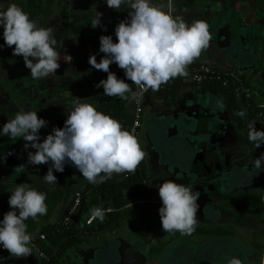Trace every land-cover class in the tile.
I'll return each mask as SVG.
<instances>
[{"label": "clouds", "instance_id": "1", "mask_svg": "<svg viewBox=\"0 0 264 264\" xmlns=\"http://www.w3.org/2000/svg\"><path fill=\"white\" fill-rule=\"evenodd\" d=\"M105 3L115 10H121L122 5L130 10L128 17L115 27L116 42L111 35L100 36L99 50L105 54L100 61L97 62L95 55L89 56L90 65L107 73L106 79L95 85L103 88L104 96L140 102L143 93L149 89L155 92L171 79L187 77L189 65L201 56L212 40L209 24L204 20L187 23L177 12L174 0H105ZM102 15L95 11L90 25L94 28L99 26ZM0 27L3 28L6 45H14L13 55L23 57L33 80L44 81L53 77L60 68L61 59L65 63L72 60L71 55L62 57L56 50L55 29L39 26L16 3L0 2ZM112 63L124 70L126 79L118 78L109 71ZM126 80L136 85L137 89L134 91ZM38 110L18 111L0 126V136H7L13 141L23 138L25 149H35V152H28L29 164L51 162L43 176L47 184L57 185L54 170L63 172L65 165L71 163L90 184L99 185L114 174L134 173L146 157L135 133L124 129L111 115L98 110L90 98H75L63 127L53 128L42 142L39 130L48 122L38 117ZM234 114L241 118L247 115L246 110ZM255 122L253 120L248 124L247 140L254 148H259L264 145V130L257 129ZM8 155L12 153L9 151L0 159L6 162ZM249 163L259 172L264 171V153ZM15 171L26 173V165L17 166ZM7 190L11 192L8 198L11 210L0 220V247L11 256L26 257L33 253L30 246L33 238L27 231L26 222L29 218L36 220L38 216L47 214V193L27 182L12 184ZM158 195L162 229L167 233L191 235L198 223L200 192L169 179L160 183ZM131 207V202H128L122 210ZM111 211V208L93 207L89 223L95 220L103 222L106 213ZM228 264L243 262L238 257H232Z\"/></svg>", "mask_w": 264, "mask_h": 264}, {"label": "flooded vegetation", "instance_id": "2", "mask_svg": "<svg viewBox=\"0 0 264 264\" xmlns=\"http://www.w3.org/2000/svg\"><path fill=\"white\" fill-rule=\"evenodd\" d=\"M240 7L242 14L228 9L233 23H238L242 15L244 20H240L241 24L258 20V23H251L252 28L245 36L248 38L251 34V39L246 42L254 48L255 53L251 72L258 74L256 81H263L264 72L256 67L264 63V0H246ZM230 70L240 80L233 85L243 86L245 79L242 74ZM187 82L190 84L184 87L180 83L179 87L175 85L164 101L167 112L176 111L180 114L178 136L169 139L163 130H156L154 124L143 131L139 130L142 148L145 150L151 137L154 150L137 167L143 174L139 189L128 190V193L127 190H116V197L124 195L125 200L129 198L123 206L116 207V264H228L232 257H238L243 264H262L264 190L260 189L264 171L260 177L258 169L247 173L250 169L247 167L252 166L250 161L264 153V145L254 148L252 142L247 140L248 130L244 118L234 114L239 110L234 111L226 104L228 101L224 94L220 98L222 103L218 102L215 93L222 90L217 83H206L211 85L202 88L203 84L196 87L189 80ZM247 94L244 93L246 98H235L237 108L239 104L243 106L251 100L252 93L248 97ZM148 122L144 127L150 124ZM205 124L211 125L213 129L205 130ZM158 133L161 135L159 139L156 138ZM174 139L186 146L171 147L169 144ZM179 148L186 150L183 158L176 152ZM159 156L160 160L157 159ZM8 166L6 172H0L2 190L18 183L16 164ZM169 179L192 186L193 190L200 192L198 223L191 235L167 233L161 227L158 187ZM128 202L134 206L123 211ZM69 247L70 243L62 241L58 254L68 251ZM69 251L67 260L72 254ZM46 258L44 252L42 259ZM47 264L57 262L52 259Z\"/></svg>", "mask_w": 264, "mask_h": 264}, {"label": "crops", "instance_id": "3", "mask_svg": "<svg viewBox=\"0 0 264 264\" xmlns=\"http://www.w3.org/2000/svg\"><path fill=\"white\" fill-rule=\"evenodd\" d=\"M220 1L227 10L229 8H235L237 11L235 13L237 14H242L240 6L246 3V0ZM0 2H3V0H0ZM6 2L18 4L24 11L30 14L31 19L37 21L39 26L53 27L55 29L54 35L57 39L56 50L61 53L62 57L64 55H71L72 60L70 63H65L64 60L61 59L59 61L60 68L56 70V74L53 77H48L44 81H40L31 78L30 69L25 67L22 56H7L0 54V126H2L7 119L13 118L20 110L28 111L39 109L37 111L38 117L44 118L48 122L45 127L39 130L40 141L42 142L44 137L52 132L53 128L63 127L72 101L75 98H81L82 100L90 98L92 102L96 103L98 110L117 119L124 129H126L127 123L130 122L132 116L133 109L131 99L121 100L119 97H107L103 95L102 87H95L101 79H106L107 73L102 70H97L90 65L89 56L95 55L97 62L100 61L105 55L99 50L100 36L111 35L113 42H116L115 27L121 20H125L128 17L130 9L122 5L121 10H115L108 7L105 0H6ZM154 2H166V0H154ZM174 3L177 12L183 16L185 21L187 23L193 22V19L189 22L187 13L181 9L184 0H174ZM203 9H205V6L200 8L199 11L201 12ZM95 11L101 12L103 15L100 18L101 24L94 28L90 23L95 15ZM207 11L209 10L206 8L201 16L207 17ZM241 17V19L244 20L243 15ZM199 19L201 18L199 17ZM199 19L194 18V20ZM1 46H6L3 39L2 27H0V47ZM207 50L208 49H205L201 53V56L191 65L203 63L205 60H214L215 57L212 54L206 53ZM30 59L33 58L30 57ZM114 67L118 69L119 75L117 76L121 79H126L124 70L119 68L115 63L110 64L109 71ZM214 67H217L216 69L222 72H231L230 69H233L242 74L245 83L243 86L240 84V86L245 89V93L252 94L251 100L246 101L243 106L239 104L238 110H246V113L252 116L256 106L264 103V80L258 82L256 80L259 77L256 72L252 73L251 69L243 68L237 70L236 66L232 68L231 63L227 62V64H225L223 60L222 63L220 61L219 66ZM260 70L262 69L260 68ZM232 73L236 75L235 72ZM187 81V79L182 80L180 82L181 85L183 84L181 87L190 84ZM126 82L129 81L126 80ZM193 85L200 87L195 84ZM208 85L210 86V84ZM208 85L203 84L201 87L207 88ZM168 94L169 93L155 92L145 96L143 102L144 113H142V115L144 114V116L148 117H145L143 121L141 120V125L138 128L140 131L153 125V122L149 120V116H152L155 122L158 116L165 112L166 106L164 101L167 100L166 96ZM215 94L217 95L215 97L220 103L221 95H223L224 92L217 91ZM146 121H149L148 123L150 124L144 127ZM25 143L23 138H18L13 141L7 136H0V157L5 156L9 151L12 153V155L7 156L6 162L0 159V172H6L7 165H26V173L19 174L16 178L17 184L27 182L33 187L46 192V204L48 206L46 215L38 216L36 220L29 218L26 222L28 226L27 231L29 234H37L45 232V230H49L50 232L51 224L61 218L64 204L71 198L74 191L73 189L75 187H85L90 183L82 177L79 171L77 173L78 169L75 166L73 167L70 163L65 165L63 172H56L54 170L53 174L57 177V185L45 183L43 176L47 173L48 168L51 166V162L40 165L29 164L28 152H35V149L31 147L25 149ZM75 168L77 169L76 173L82 179H76V176H73V178L69 176V173H72ZM77 178L79 177L77 176ZM117 179L122 183L125 182L128 177L124 178L123 174H120V176L116 178L115 175L107 179L104 183L110 181V183L115 184ZM261 187L260 190H264V179L262 180ZM123 190L126 191L127 189ZM126 193H128V190ZM0 195L9 198L11 192L8 190H1ZM82 201L84 206L75 214L70 227L63 231H53L50 236L48 235L46 242L41 245L42 250L47 254L46 260L40 259V261L35 258L31 264H47V261H51L52 259L55 263H59L63 253H65L58 254V247L62 241L65 242V244L70 243L69 248H71L75 243L88 239L99 241L106 240V238H116V209L110 207L111 203L106 202L113 212L111 211L112 213L108 214L103 222L95 220L89 223L90 209L104 206L100 204L99 197L94 190L87 194ZM248 211L251 213L250 209ZM57 234L60 235V238L55 239L54 236ZM23 264L27 263L24 262ZM262 264H264V255Z\"/></svg>", "mask_w": 264, "mask_h": 264}, {"label": "water", "instance_id": "4", "mask_svg": "<svg viewBox=\"0 0 264 264\" xmlns=\"http://www.w3.org/2000/svg\"><path fill=\"white\" fill-rule=\"evenodd\" d=\"M212 2V4H211ZM207 3V4H206ZM211 4V5H210ZM224 4L220 0H184L183 5H181L182 11H185L188 15L189 22L191 19L198 18L199 20H204L209 24V31L212 34V40L210 41V45L207 48V52L212 54L215 58L214 60H205L203 63L210 64L212 66H219V63L223 60V63L227 64V62L231 63L232 68L236 66L237 69H253L254 68V59L253 57L254 48L252 46L247 45L248 39H251V34L247 38L245 35L250 32L252 28L251 23H258V20H253L251 22L241 24V18L237 20L238 23H233L231 18V13L227 10ZM205 6L201 12L199 11L200 8ZM207 17H202V12L206 10ZM231 11L237 12L235 8H232ZM200 12V13H199ZM199 14V15H198ZM191 23V22H190ZM232 26V28H231ZM14 45L9 46H1L0 47V54L7 55V56H15L13 55L12 49ZM257 64V62H256ZM217 68V67H216ZM262 69L260 71L264 72V63H261L256 67V69ZM165 112L158 116V122H153L154 127L156 130H163V133L166 134L167 138H172L173 136H178V127L177 123L179 122L180 114L176 111H168L164 110ZM182 116H186L185 113H181ZM183 117V118H184ZM184 120V119H183ZM183 122V121H182ZM168 123V124H166ZM184 126H186L184 124ZM211 126V125H210ZM205 124V130H211L213 127ZM170 130L174 132H170ZM149 145H146L145 152H146V159H148L149 154L152 151V140L149 137ZM154 150V149H153ZM160 160V156L157 158ZM158 160H156V164H158ZM71 164V163H70ZM72 165V164H71ZM74 167V165H72ZM166 168V167H165ZM250 168L247 170V173H251L255 170L254 165L247 167ZM76 168L74 171L69 173V176L73 178L76 176V179H82L76 173ZM165 170H168L166 168ZM116 178L120 176V174H114ZM77 176L79 178H77ZM113 176V177H114ZM174 176V175H173ZM175 179V178H173ZM160 185V184H159ZM1 188V187H0ZM79 188L75 187L73 190V194ZM2 189H0L1 191ZM73 194L71 198H69L68 202L64 204V207L61 212V218L66 214L67 210L72 206L73 203ZM0 220L3 219L4 214L11 210L8 204V198L0 195ZM134 204L132 205V207ZM18 213V210H17ZM71 250V258L69 260L66 259V255L70 254ZM40 260L34 252L29 254L28 256H11L8 255L3 259H0V264H23L24 262L27 264L33 263L34 259ZM66 260V262H65ZM41 261V260H40ZM57 264H116V238H106V240H86L75 243L71 249L68 248V251H65L62 258L59 260ZM118 264V263H117Z\"/></svg>", "mask_w": 264, "mask_h": 264}, {"label": "built area", "instance_id": "5", "mask_svg": "<svg viewBox=\"0 0 264 264\" xmlns=\"http://www.w3.org/2000/svg\"><path fill=\"white\" fill-rule=\"evenodd\" d=\"M66 1H72V0H66ZM112 72H114L116 75H119L118 69L114 67L112 69ZM189 75L187 77H176L175 79L169 80L166 84L161 85L158 91L155 92H163V93H171L173 88L175 87L177 80L180 78L182 80H189L193 84L201 85L206 83H212L217 82L222 87H228L231 83L236 84L239 83V78L234 75L232 72H222L216 67L207 64V63H198L195 65H189L188 67ZM118 77V76H117ZM119 78V77H118ZM130 86L135 91L137 89V86L132 84L131 81H129ZM151 89L143 93V98L140 102H136L134 100H131L132 105V116L130 119L129 124L126 127V130H129L131 132H134L137 137V130L141 125L142 120V113H143V102L144 98L149 93H155ZM249 94H247L248 97ZM255 122V127L259 130H264V103L258 104L255 108V111L253 115L249 118V120L245 123V128L248 129V124L251 121ZM124 178L128 177V173L123 174ZM85 187H80L78 190H76L73 194V203L72 206L67 210L66 214L60 218L58 221H55L51 224V230L50 234L56 232L57 230L63 231L70 227L72 224L73 218L75 214L77 213V210L81 204V201L83 199V189ZM32 236V242L31 247L33 249V252L37 254L39 258L44 257V251L41 248V243H45L48 238V233L41 232L37 234H30ZM10 255L8 251L2 247H0V259L5 258L6 256Z\"/></svg>", "mask_w": 264, "mask_h": 264}, {"label": "trees", "instance_id": "6", "mask_svg": "<svg viewBox=\"0 0 264 264\" xmlns=\"http://www.w3.org/2000/svg\"><path fill=\"white\" fill-rule=\"evenodd\" d=\"M110 71L112 72V69H110ZM181 78V77H180ZM177 80L176 86L179 85V83L181 82V79ZM217 82H214L213 84L215 85ZM211 85V84H210ZM218 86V88H220L223 92H224V98L226 97V100L228 101V103H226L228 106H230L234 111H237V105L235 103V98L236 97H244V93H245V89L243 87H241L239 84L237 85H229L228 87H222L219 83L216 84ZM251 117L247 114L244 118V124L249 120V118ZM143 179V174L141 171H139L138 169H136V171L134 173H130V176H128V179L125 180V182L120 183L119 181H116L115 184L110 183V181L106 182V183H102L99 185H93V184H89L86 185L85 188L83 189V198L86 197L87 194L91 193L93 190L96 191L97 196L99 197V201L100 204H103V206L105 207V209L109 208V206L106 204V202H110L111 206L110 207H114V209H116V207H121L123 206L127 201L123 198L122 195H119L118 197H116V190H123V189H127V190H138L139 186L142 182ZM84 206L83 201H81L80 204V209H82ZM112 212H108L106 213V216H108V214H110ZM108 220V218H107ZM46 233H48V235L50 236L51 234L49 233V230L46 231ZM55 239L60 238V235H56L54 236Z\"/></svg>", "mask_w": 264, "mask_h": 264}, {"label": "rangeland", "instance_id": "7", "mask_svg": "<svg viewBox=\"0 0 264 264\" xmlns=\"http://www.w3.org/2000/svg\"><path fill=\"white\" fill-rule=\"evenodd\" d=\"M143 113H144V112H143ZM145 117H148V116H144V114H143V115H142V121L145 120ZM149 120L152 121V122H154L152 116H149ZM182 124H183V123L180 124V127H181ZM137 138H138V141H139V139H140L139 129H138V132H137ZM156 138H157V139L161 138V135H160L159 133L156 134ZM187 140L189 141V138H187ZM188 143H189V146H190V142H188ZM169 145L172 147V146H174V145H183V143H182V141H180V140L176 142L175 139H174V140H172V141L170 142ZM183 146H186V144L183 145ZM190 147H191V146H190ZM176 152H177V154L181 155V158H183V157L185 156L186 150H185V149H180V148H179V149L176 150ZM179 155H177V156L179 157ZM178 157H177V158H178ZM258 172H259V171H258ZM261 173H262V171L259 172L260 177L262 176ZM117 180H118V179H117ZM258 180H260V179H258ZM140 208H141V207H140Z\"/></svg>", "mask_w": 264, "mask_h": 264}]
</instances>
